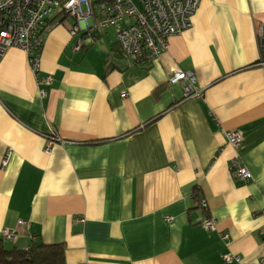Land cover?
<instances>
[{
	"label": "crops",
	"instance_id": "0c3cea01",
	"mask_svg": "<svg viewBox=\"0 0 264 264\" xmlns=\"http://www.w3.org/2000/svg\"><path fill=\"white\" fill-rule=\"evenodd\" d=\"M66 18L46 21L37 73L20 48L0 57V238L63 243L62 264H264V0H201L145 65L112 27L91 37L96 17L74 37Z\"/></svg>",
	"mask_w": 264,
	"mask_h": 264
},
{
	"label": "built area",
	"instance_id": "2783aa9c",
	"mask_svg": "<svg viewBox=\"0 0 264 264\" xmlns=\"http://www.w3.org/2000/svg\"><path fill=\"white\" fill-rule=\"evenodd\" d=\"M87 5L83 12L81 2ZM201 0H0V57L11 47L24 50L28 56L30 67L38 72L40 52L43 45L42 33L46 28V20L52 15L63 12L65 17H72L74 23L67 26L69 34L74 37L80 34V23L90 17H96L97 29L112 27L123 53L135 65H145L157 58L166 50L168 38L179 35L192 25V16ZM86 30H89L86 27ZM74 49L79 50L88 39L83 33L78 36ZM264 47V46H263ZM264 66V61H261ZM51 76L42 82L49 83ZM172 83H181L185 94H198L194 90L195 76L192 71L178 69L170 78ZM194 91V92H193ZM40 94L45 93L40 89ZM228 143L236 148L242 137L239 131L226 132ZM49 145L46 150H49ZM5 164V162H4ZM235 177L248 181L252 178L250 171L234 158L230 165ZM169 219V218H168ZM28 226L27 222L20 221ZM200 225L214 228V220L204 218ZM19 230L3 229L1 238L14 241ZM222 239L227 237L221 234ZM226 263L239 262L238 255L226 254Z\"/></svg>",
	"mask_w": 264,
	"mask_h": 264
},
{
	"label": "trees",
	"instance_id": "16d2710c",
	"mask_svg": "<svg viewBox=\"0 0 264 264\" xmlns=\"http://www.w3.org/2000/svg\"><path fill=\"white\" fill-rule=\"evenodd\" d=\"M65 17L63 12H58L46 21ZM196 196H197V192ZM8 241V240H6ZM64 262L63 243H43L34 241L25 249L15 246L7 247L5 240L0 238V264H62Z\"/></svg>",
	"mask_w": 264,
	"mask_h": 264
},
{
	"label": "rangeland",
	"instance_id": "374dc122",
	"mask_svg": "<svg viewBox=\"0 0 264 264\" xmlns=\"http://www.w3.org/2000/svg\"><path fill=\"white\" fill-rule=\"evenodd\" d=\"M81 8H82V11H83V12H86V11H87V5H86V3H85L84 1L81 2ZM65 20H66V21H67V20H68V21H71V20H73V19H72V18H66ZM66 21H65V22H66ZM5 244H6L7 247H10V246H11L10 242H5Z\"/></svg>",
	"mask_w": 264,
	"mask_h": 264
},
{
	"label": "water",
	"instance_id": "95a60500",
	"mask_svg": "<svg viewBox=\"0 0 264 264\" xmlns=\"http://www.w3.org/2000/svg\"><path fill=\"white\" fill-rule=\"evenodd\" d=\"M91 37L93 38H98L99 37V30L96 28V29H93L90 33ZM87 41H90V38L87 39Z\"/></svg>",
	"mask_w": 264,
	"mask_h": 264
}]
</instances>
